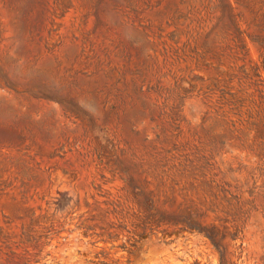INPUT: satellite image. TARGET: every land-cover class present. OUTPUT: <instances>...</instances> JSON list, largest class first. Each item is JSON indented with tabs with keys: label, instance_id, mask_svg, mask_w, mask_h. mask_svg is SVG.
<instances>
[{
	"label": "rangeland",
	"instance_id": "1",
	"mask_svg": "<svg viewBox=\"0 0 264 264\" xmlns=\"http://www.w3.org/2000/svg\"><path fill=\"white\" fill-rule=\"evenodd\" d=\"M0 264H264V0H0Z\"/></svg>",
	"mask_w": 264,
	"mask_h": 264
},
{
	"label": "trees",
	"instance_id": "2",
	"mask_svg": "<svg viewBox=\"0 0 264 264\" xmlns=\"http://www.w3.org/2000/svg\"><path fill=\"white\" fill-rule=\"evenodd\" d=\"M189 225L191 226V225H194V224H189Z\"/></svg>",
	"mask_w": 264,
	"mask_h": 264
}]
</instances>
